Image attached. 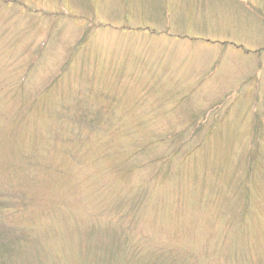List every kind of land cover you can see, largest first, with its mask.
<instances>
[{
    "label": "rangeland",
    "instance_id": "rangeland-1",
    "mask_svg": "<svg viewBox=\"0 0 264 264\" xmlns=\"http://www.w3.org/2000/svg\"><path fill=\"white\" fill-rule=\"evenodd\" d=\"M0 264H264V0H0Z\"/></svg>",
    "mask_w": 264,
    "mask_h": 264
},
{
    "label": "trees",
    "instance_id": "trees-1",
    "mask_svg": "<svg viewBox=\"0 0 264 264\" xmlns=\"http://www.w3.org/2000/svg\"><path fill=\"white\" fill-rule=\"evenodd\" d=\"M247 171H248V170H247ZM244 187H245V186H244ZM230 193L232 194L233 192H231V190H230ZM228 197H231V195L228 196ZM230 200H231L230 198H227V202L230 201ZM229 208H230V207L227 206V211H225V210L223 211V213H222L223 216H229V215H228V213L230 212V211H229V210H230ZM238 214H239V213H238ZM231 216H232V215H231ZM220 219L224 220V222H225V220H228V218H226V217H221ZM228 222H229V221H228ZM227 224H228V223H227Z\"/></svg>",
    "mask_w": 264,
    "mask_h": 264
}]
</instances>
